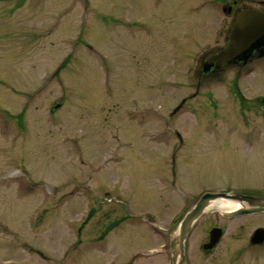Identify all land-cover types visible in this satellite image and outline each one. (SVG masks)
I'll list each match as a JSON object with an SVG mask.
<instances>
[{
  "label": "rangeland",
  "instance_id": "obj_1",
  "mask_svg": "<svg viewBox=\"0 0 264 264\" xmlns=\"http://www.w3.org/2000/svg\"><path fill=\"white\" fill-rule=\"evenodd\" d=\"M222 1L0 0V264H172L203 191L264 196V57L199 76ZM259 226L206 211L188 263L264 264Z\"/></svg>",
  "mask_w": 264,
  "mask_h": 264
},
{
  "label": "water",
  "instance_id": "obj_2",
  "mask_svg": "<svg viewBox=\"0 0 264 264\" xmlns=\"http://www.w3.org/2000/svg\"><path fill=\"white\" fill-rule=\"evenodd\" d=\"M254 53L256 56H264V8L242 9L231 23L227 45L217 52L209 54L207 59L215 63V70H222L240 60L247 61ZM183 101L174 108L173 112L181 106ZM175 132L179 133L177 130ZM221 196L236 199L242 204V207L237 210L224 212L226 216L264 211V196L204 191L181 219L178 232L171 237L172 264H185L184 243L188 232L213 199ZM222 232L221 227L214 226L210 230V240L204 244V248H211L215 245L220 239ZM263 240L264 227H258L254 231L251 241L259 243Z\"/></svg>",
  "mask_w": 264,
  "mask_h": 264
},
{
  "label": "flooded vegetation",
  "instance_id": "obj_3",
  "mask_svg": "<svg viewBox=\"0 0 264 264\" xmlns=\"http://www.w3.org/2000/svg\"><path fill=\"white\" fill-rule=\"evenodd\" d=\"M239 2H241V0H227L226 2H225V0L222 1L221 8L224 11L226 16H230L231 17V21L235 18V16L238 14V12L243 7L249 6V5H242ZM225 25H226L225 27H220L219 28V31H220L221 35L223 36L222 37L223 38V43L216 44L215 46H213L210 49V51L208 53L217 52L220 48H222L223 46H225L227 44V41H228L227 35H228L229 27H228V24L225 23ZM254 59H255V56L252 57L251 59H249L247 62L240 61V62H238V63H236L234 65H231L230 67H228V68H226V69H224L222 71L213 70L214 65L212 63H208V62L207 63H203L204 59H202L201 66L199 67V72H200V75H202V76H217V75H223L225 72H227L229 70L230 71H235L233 73L232 84L234 85V87H236L237 83L239 82L240 76H242L243 75V71H245V69H244L245 66H247L248 63L252 62ZM181 137H183V135ZM183 142H184L183 138H181V142H179V140H178L177 147H180L183 144ZM176 161H177L176 151L174 150L173 158H172V166H171V171H172L173 175L176 174ZM171 182L173 184L175 183V177H173V179H171ZM255 246H257V245L248 244V245H246V248H255ZM186 258H187V254H186Z\"/></svg>",
  "mask_w": 264,
  "mask_h": 264
},
{
  "label": "bare ground",
  "instance_id": "obj_4",
  "mask_svg": "<svg viewBox=\"0 0 264 264\" xmlns=\"http://www.w3.org/2000/svg\"><path fill=\"white\" fill-rule=\"evenodd\" d=\"M178 3H180V0H176ZM241 206V203L236 200L229 197H217L213 199V201L206 207L207 211H224V210H232L235 208H238Z\"/></svg>",
  "mask_w": 264,
  "mask_h": 264
}]
</instances>
